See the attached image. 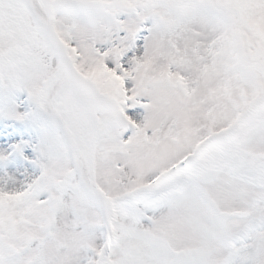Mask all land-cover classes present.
Returning <instances> with one entry per match:
<instances>
[{
  "label": "snow or ice",
  "instance_id": "1",
  "mask_svg": "<svg viewBox=\"0 0 264 264\" xmlns=\"http://www.w3.org/2000/svg\"><path fill=\"white\" fill-rule=\"evenodd\" d=\"M0 264H264V0H0Z\"/></svg>",
  "mask_w": 264,
  "mask_h": 264
}]
</instances>
